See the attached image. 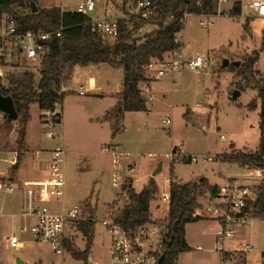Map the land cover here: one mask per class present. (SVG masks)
<instances>
[{"label":"rangeland","instance_id":"obj_1","mask_svg":"<svg viewBox=\"0 0 264 264\" xmlns=\"http://www.w3.org/2000/svg\"><path fill=\"white\" fill-rule=\"evenodd\" d=\"M47 1L46 3L57 2L68 9H77L78 4L84 0ZM122 1L95 0L97 9L89 16L97 19L115 14L116 5H121ZM234 1L219 4V0H215V12L209 17L212 25L207 28L200 26V22L206 17L197 14L186 16L180 32L183 53L187 58L201 56L207 66L198 71L185 66L180 71L166 74L152 82L151 93L144 91L146 88L141 84L147 111L127 113L124 119L118 115L111 120L106 119L105 123H97L92 116L103 104L89 100L91 96L88 95H72L75 98L65 101L63 105V133L61 132V140L57 141L48 136L44 125L39 126L36 101L31 105L30 116L33 115L34 120L31 126L35 128L41 153L50 154L58 142L63 143L66 151L63 164L64 206H78L81 220L93 219L96 223L88 264H111V239L105 232L102 220L113 218L112 207L115 208V214L122 207V204L114 201L110 206L106 205L107 201H112L115 197L106 171L108 157H111L99 154L102 152L101 146L108 141L120 144L138 157L141 163L136 164V172L140 170V176L145 174L144 171L148 174L150 169L162 162L165 167L163 174H167L168 169L170 174L172 163L174 172L183 179V183L195 182L198 177L205 176L223 183L228 178L240 176L242 183L247 180L248 185L255 183V178L247 177L253 170L227 165L229 162L202 160L188 163L179 160V155L173 161L166 158V154L174 150L177 154L200 156L230 153V147L245 153H255L258 150L259 107L250 109L248 104L258 99L259 94L255 88L241 91L237 84L239 78L236 70L231 66L236 63L240 66L249 54L257 51L260 54L257 68L264 73V19L249 18L247 14L245 18L244 15L235 18L222 10L232 8ZM14 8L20 15L30 12L27 6L16 5ZM145 28L141 32L142 36L156 29V26L149 25ZM226 61L229 62L228 65L225 64ZM39 69L40 61H30L21 56L20 59H12L7 66H0V74L9 78L31 72L38 80ZM236 91L240 95L234 100L233 94ZM151 95L155 98L154 101L149 99ZM167 117L172 120L170 126L163 123ZM6 119V115L0 117V151L17 152L19 119L10 124H7ZM60 129V124L56 125L55 130ZM25 150L26 146L20 153ZM149 154H155L157 158L149 159ZM49 158L50 156L47 160ZM44 162L41 157L33 161L35 179L42 178L44 173L41 171L45 169L42 167L46 164ZM99 165H105L102 174L95 172ZM18 178L21 180L22 175ZM198 203V209L206 217L187 226V236L192 248L180 255L177 264H243L245 260L247 264L263 263L264 220L252 219L235 239L225 241L222 246L216 237L220 229L218 219L209 217L213 213L208 212L204 196L198 198ZM48 205L58 210L61 202H51ZM20 209L19 200L0 196V210L4 213L0 217V264H19V261L23 264H85L71 252L65 251L63 255H59L48 243L37 241L29 231L33 220L17 216ZM153 212L157 218H162L167 213L166 208L162 212ZM13 235L22 243L17 249L5 246L6 239ZM241 241L251 245L252 249L246 255L228 254L225 259L224 252H233ZM86 243L87 237L77 231L73 238L74 249L84 251Z\"/></svg>","mask_w":264,"mask_h":264},{"label":"built area","instance_id":"obj_2","mask_svg":"<svg viewBox=\"0 0 264 264\" xmlns=\"http://www.w3.org/2000/svg\"><path fill=\"white\" fill-rule=\"evenodd\" d=\"M228 2L229 0H219L221 4ZM235 3L240 4V16L244 15L245 18L247 14L249 18L264 19V0H235L233 5ZM96 9L95 0H84L79 4L77 12L89 17L88 23L93 32L101 35L104 40L115 41L119 35L121 20L129 21V29H133V22L137 19H149L154 15L156 2L155 0H142L136 7L130 9L129 13L120 17L93 19L89 14ZM201 16L206 17L200 22L201 27L207 28L212 25L209 19L211 15ZM62 30L61 27L48 32H21L14 18L5 14L0 15V66H7L12 59H20L21 56H25L30 61H39L43 55L50 51L51 41L55 37H61ZM175 42L180 46L167 53L163 60L152 61L144 66L145 75L150 79L143 83L146 88L144 91L151 93V82L163 78L166 74L180 71L185 66L193 71L207 66L205 60L199 55L187 58L177 36ZM10 77L0 74V94L11 87ZM87 93L88 91L84 87L78 91L80 96H86ZM149 99L152 101L153 96L151 95ZM59 105L61 104L57 103L55 109L45 111L42 116V124L48 130V136L57 141L61 140V133L55 130L56 125L61 124L62 120V114L58 111ZM4 115L0 111V117L2 118ZM163 123L170 126L172 120L167 117ZM102 152L111 157L112 188L116 196L114 202L122 204V210L130 203L129 192L133 189L136 163L133 160V155L118 145L104 146ZM50 154L48 167L44 171L43 177L35 179L33 161L39 159L38 154L34 155L29 149L23 151L21 155L16 151L10 153L0 151V196L19 200L21 209L17 216L33 220V224L29 228L33 237L37 241L48 243L55 253L63 255L67 251L68 244L74 246L73 238L81 221L80 208L76 205L65 207L61 204V207L55 210L48 205L51 202L59 201L64 192L63 164L66 151L63 143L58 142ZM176 155H179V160L182 159L188 163H198L202 160L224 162L222 154L200 156L177 154L175 150L172 153H167L166 158L173 161ZM156 158L155 154H149V159L155 160ZM245 169L253 170L248 173L247 177L255 178L256 181H260L259 184L261 183L264 177L263 168L247 167ZM20 174L22 175L21 180L18 178ZM172 182L171 177H167L165 179L167 188L157 190L150 202V208L153 204L154 209L158 212H162L166 208L167 213L164 217L157 218L150 211V221L134 229H127L120 225L116 221L118 214H115L112 219L102 220L105 232L111 239V264H159L163 255L165 238L169 233L170 223L167 217L170 209V185ZM255 187H244L236 180L228 179L218 187L216 196H213L209 189L203 194L208 212L213 213L209 217L219 221L220 229L216 237L217 242H220L222 246L225 241L235 239L253 219L248 209V203L256 200V190H253ZM200 211V209L196 210L192 218H205L206 215ZM3 215V211L0 210V217ZM5 246L17 249L22 246V243L16 235H13L6 239ZM251 249V245L241 241L233 252H224V256L227 259L226 256L232 253L246 255ZM243 264H247V260Z\"/></svg>","mask_w":264,"mask_h":264},{"label":"trees","instance_id":"obj_3","mask_svg":"<svg viewBox=\"0 0 264 264\" xmlns=\"http://www.w3.org/2000/svg\"><path fill=\"white\" fill-rule=\"evenodd\" d=\"M38 0H0V15L5 14L14 18L21 32H48L61 27V37H55L50 45V51L41 57L39 79L34 73L24 72L19 76H11V87L3 94L10 96L19 116L18 150L25 148L27 128L30 121V105L39 103L42 111L55 109L57 103L64 100L61 91L65 76L74 66L106 63L114 68H123V90L119 95L121 101L115 110V116H123L125 112H145L146 98L143 96L141 84L150 81L143 70L152 61H161L164 56L180 44L175 42L177 34L183 27L187 14L213 15L215 0H155L156 9L149 19L139 18L133 22V29H129V21L119 22V35L113 42L104 40L101 35L93 32L89 25V17L78 12H62L58 7L38 9L32 12V3ZM142 0H123L122 10L136 7ZM28 7L30 12L20 15L15 6ZM228 14L232 17L241 15L239 3H235ZM172 18V19H171ZM247 23V22H246ZM248 24V23H247ZM149 25L156 29L141 35L142 30ZM246 29V28H245ZM247 30V29H246ZM260 54L253 51L240 66L232 65L236 70L238 88L241 91L257 90L258 99L248 104L250 109L259 106L260 142L255 153L236 151L231 147L230 153L222 154L224 162L238 164L242 168L264 169V74L257 68ZM7 124L12 123L8 118ZM170 176H175L174 166H170ZM213 196L217 195L218 187H212L206 179L197 183H179L173 181L170 185L171 202L168 214L170 223L169 233L163 245L164 264H177L182 253L191 251L186 242V226L189 223L204 220L193 219V213L200 208L198 198L206 190ZM256 200L248 203V209L253 219L264 220V177L255 187ZM157 191V185L151 180L139 193L134 189L129 192L130 203L119 211L116 221L123 227L136 228L150 221V202ZM96 223L92 219L81 220L78 231L87 237L84 251H77L67 245V251L77 259L88 264L93 246ZM264 264V254H263Z\"/></svg>","mask_w":264,"mask_h":264},{"label":"crops","instance_id":"obj_4","mask_svg":"<svg viewBox=\"0 0 264 264\" xmlns=\"http://www.w3.org/2000/svg\"><path fill=\"white\" fill-rule=\"evenodd\" d=\"M44 1L45 0H38L37 1L36 5H37L38 9L39 8L40 9H51L53 7H58L62 10V12H77V9H68L66 7H63L62 4H59L57 2L46 3L48 1L47 0L45 2ZM82 2L83 1H81L80 3H82ZM79 4H78V6H79ZM116 8H117V12L115 14L108 16V17H120L124 14H127V13H125V11L122 10V4L116 5ZM222 10L229 12L231 10V8L222 9ZM144 30H146V28H144L142 31H144ZM177 37L180 40L182 48H183V40L180 37V33L177 34ZM123 80H124L123 68H114V67H112L106 63H101V64H97V65L90 64V65H86V66H79V65L74 66L69 71V73H67V75L65 76V80L62 84L61 91L64 93V100L61 103V109H59V107H58V111L62 114V120H61V124H60L61 129L59 130V132L63 133V131H62L63 105H64L65 101L67 102V101L71 100V98H75L72 95H79L78 91L81 87H84L88 91L87 95L91 96V99H89V100H96L100 105L103 104V105H101L100 109L97 110L96 114H94L92 116V117H94L93 119H95L97 123L98 122H101V123L104 122L105 123L106 119L111 120L112 117H116L115 116V110L121 101V98L119 95L122 93V90H123ZM151 84H152V82H151ZM142 85H141V89L143 90ZM154 99L155 98L153 97L152 101H154ZM36 103H37V108H38V112H39V121H40L39 126H43L42 116L44 115L45 111H42L40 109L39 103L37 101H36ZM33 104H31V105H33ZM31 105H30V114H31ZM259 112H260V109H259ZM127 113H131V112H125L122 116L123 119ZM33 121L34 120H33V115H32L31 119L28 123L25 146L27 149H29L33 153L38 154L39 158L41 157V159L45 161L44 163H46V164H44V165L42 164L43 165L42 168H45V169L43 171H41L44 173V171L47 170V167H48L49 159L47 160V157H49V156L51 157V154L41 153V151L39 150L40 149L39 148L40 142H39V139L38 140L36 139L35 128L31 126V123ZM115 135H116V130L112 133V137L114 138ZM110 145H118V146L122 147L120 144H115V143L108 141L104 145L101 146V151H102V147L110 146ZM258 148H259V146H258ZM230 150H232V149H230ZM99 154L102 156L107 155L103 152H100ZM133 158H134L133 160H134V162H136V164L138 163V165H139L141 163V161H139L138 157H136L135 155L133 156ZM108 160L109 161H108V164L106 166V171H108L110 181L112 182L113 168H112L111 158L108 157ZM106 163H107V161H106ZM161 163L162 162H160L158 165H156L155 168H153V169L149 170V168H148V170H149L148 174L146 171H144L145 174L140 176L139 175L141 173L140 170H138L137 172L135 171L136 173L134 172V174H133V177H134L133 189L137 193L141 192L148 185V183L151 180H154L156 185L158 184L159 188L157 190H163V189L167 188V185L165 184V179L167 177H170L169 169H168L167 174H163L165 167H164L163 163L161 166ZM226 164L227 165H238V164H232V163H226ZM105 165H102V166L99 165V167L95 171L96 174H98V173L102 174L103 168ZM238 166H240V165H238ZM239 178H240V176H236V177H231L228 179L236 180L241 186H244V187L258 186L259 182H260V181L255 180V183H253V185H248L249 180L245 181V183H242ZM202 179H206L208 181V183L210 184V186H212V187H215V186L219 187V186L223 185V182H221L219 180H213L211 177H206V176L205 177H198L195 182H189V183H197ZM173 181L179 182V183L184 182L183 179L181 177H179V175L176 172H175V176H174ZM222 181H224V180H222ZM115 198H116V196L113 198L112 201H107L106 205L110 206L113 203V201L115 200ZM64 201H65V198H64V192H63L62 198L59 201H55L53 203L61 202V204L64 206ZM88 203H90V202H88ZM112 208H113V216L112 217H114L115 216V208L114 207H112ZM154 210H155L154 205L152 204L150 211L153 215H154V212H153ZM189 224H187V226ZM187 226H186V242L189 245V247L192 248L191 244L189 242L188 236H187ZM182 254H184V253H182ZM182 254H180V255H182Z\"/></svg>","mask_w":264,"mask_h":264},{"label":"water","instance_id":"obj_5","mask_svg":"<svg viewBox=\"0 0 264 264\" xmlns=\"http://www.w3.org/2000/svg\"><path fill=\"white\" fill-rule=\"evenodd\" d=\"M31 7H32V12L33 13H37L38 12V7H37L36 3H32ZM225 64L228 65L229 62L226 61ZM238 64L239 63H236V65H238ZM239 95H240V92L236 91L233 94V99L236 100ZM0 111L7 116L9 121H12V122L13 121H17L18 118H19L18 113H17V111L15 109L14 102H13V100H12V98L10 96H5L3 94H0ZM161 166H162V163H161ZM164 258H165V256L162 255L161 258H160L159 264H164ZM19 264H23V263L21 261H19Z\"/></svg>","mask_w":264,"mask_h":264}]
</instances>
